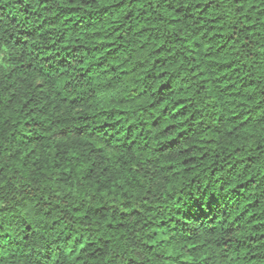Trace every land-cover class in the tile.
<instances>
[{"label": "clouds", "instance_id": "9594fccd", "mask_svg": "<svg viewBox=\"0 0 264 264\" xmlns=\"http://www.w3.org/2000/svg\"><path fill=\"white\" fill-rule=\"evenodd\" d=\"M0 264H264V0H0Z\"/></svg>", "mask_w": 264, "mask_h": 264}, {"label": "trees", "instance_id": "16d2710c", "mask_svg": "<svg viewBox=\"0 0 264 264\" xmlns=\"http://www.w3.org/2000/svg\"><path fill=\"white\" fill-rule=\"evenodd\" d=\"M113 42H114V38H113ZM170 102H171V98H166L165 101H164L165 105L169 104ZM177 103H180L179 98H177ZM180 110L181 109H178L177 112H179ZM181 119H183V117H181ZM169 127H171V125H169Z\"/></svg>", "mask_w": 264, "mask_h": 264}]
</instances>
